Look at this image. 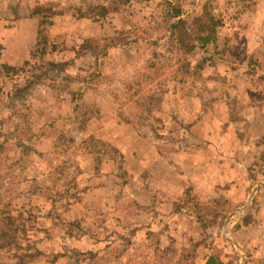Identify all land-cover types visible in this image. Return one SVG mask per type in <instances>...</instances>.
Segmentation results:
<instances>
[{
	"label": "rangeland",
	"instance_id": "1",
	"mask_svg": "<svg viewBox=\"0 0 264 264\" xmlns=\"http://www.w3.org/2000/svg\"><path fill=\"white\" fill-rule=\"evenodd\" d=\"M211 254L264 264V0H0V264Z\"/></svg>",
	"mask_w": 264,
	"mask_h": 264
},
{
	"label": "trees",
	"instance_id": "2",
	"mask_svg": "<svg viewBox=\"0 0 264 264\" xmlns=\"http://www.w3.org/2000/svg\"><path fill=\"white\" fill-rule=\"evenodd\" d=\"M167 4L172 6L171 3L169 2H167ZM179 12H180V9L178 8L175 13L176 17L180 16ZM198 21H199L198 33H197L198 38H196V40L198 44H200V46H206L208 43L212 42L215 39L216 27L218 25V22L217 20H215L213 16H211L208 13H206L202 18H199ZM186 24H187V21L183 18H180L176 22V25L181 27L182 29L185 28ZM195 47L196 45L194 44V42H192V44L187 46V51H189L190 49L192 50ZM206 264H221V263H219L215 257H211Z\"/></svg>",
	"mask_w": 264,
	"mask_h": 264
},
{
	"label": "crops",
	"instance_id": "3",
	"mask_svg": "<svg viewBox=\"0 0 264 264\" xmlns=\"http://www.w3.org/2000/svg\"><path fill=\"white\" fill-rule=\"evenodd\" d=\"M222 151V150H221ZM219 153V152H218ZM217 154V153H216ZM233 175L234 176H232V175H230V176H226V175H223V176H221L222 177V179L223 180H225V182L227 181L228 183H230L232 180H234L235 179V181H236V179H238L237 177V174H235V173H233ZM234 181V182H235ZM226 182V183H227ZM231 184H233V181H232V183ZM230 184V185H231ZM212 187H213V185H211ZM175 215H180L181 217H182V215H186V216H189L190 218H192L193 216L192 215H190V214H188V213H185V212H183V211H180V212H178L177 214L176 213H171L170 214V216H169V218H171V217H179V216H175ZM181 232H183V231H181ZM211 257H215L214 255H212L211 254V256H207L206 257V259L204 260L205 262V264L208 262V260L211 258ZM222 260H225L224 258H221ZM219 261V260H218ZM221 263V262H220Z\"/></svg>",
	"mask_w": 264,
	"mask_h": 264
}]
</instances>
